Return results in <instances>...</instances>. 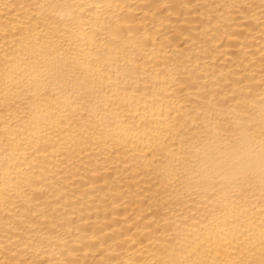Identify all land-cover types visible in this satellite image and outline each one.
Returning <instances> with one entry per match:
<instances>
[{"label": "bare ground", "instance_id": "bare-ground-1", "mask_svg": "<svg viewBox=\"0 0 264 264\" xmlns=\"http://www.w3.org/2000/svg\"><path fill=\"white\" fill-rule=\"evenodd\" d=\"M0 264H264V0H0Z\"/></svg>", "mask_w": 264, "mask_h": 264}]
</instances>
